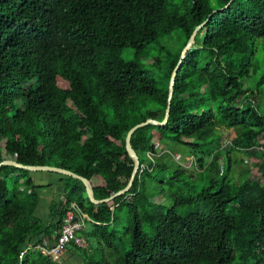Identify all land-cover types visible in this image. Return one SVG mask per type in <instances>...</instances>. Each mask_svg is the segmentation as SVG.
I'll list each match as a JSON object with an SVG mask.
<instances>
[{
	"label": "trees",
	"instance_id": "obj_1",
	"mask_svg": "<svg viewBox=\"0 0 264 264\" xmlns=\"http://www.w3.org/2000/svg\"><path fill=\"white\" fill-rule=\"evenodd\" d=\"M168 3L0 0V162L69 170L91 182L97 200L128 184L134 162L125 148L127 132L148 118H164L180 51L207 19L177 70L167 122L131 135L139 168L127 193L95 204L78 179L0 165V264H63L33 246L24 249L52 242L71 203L91 218L80 230L86 244L68 242L82 264H264V111L249 92L260 93L264 75L246 84L257 71L259 43L264 47V0H232L212 12L206 0H185L183 12L169 11ZM174 28L184 32V42L170 62L167 50L147 63L148 45ZM221 127L233 131L222 170L216 162ZM170 143L188 148L199 168L195 180L204 182L190 186L195 195L171 192L167 205L151 200L166 192H155L145 177L170 186L181 177L186 186L195 181L178 164L161 163ZM239 150L249 160L234 182L229 153ZM39 172L56 179L36 183ZM53 185L61 195L43 217L39 190ZM123 205L132 238L124 257L110 261L104 250L94 257L98 247L90 240L112 247L117 234L109 226ZM139 207L154 229L150 237Z\"/></svg>",
	"mask_w": 264,
	"mask_h": 264
},
{
	"label": "rangeland",
	"instance_id": "obj_2",
	"mask_svg": "<svg viewBox=\"0 0 264 264\" xmlns=\"http://www.w3.org/2000/svg\"><path fill=\"white\" fill-rule=\"evenodd\" d=\"M206 5L208 7H213L214 9H218L219 7V0H206ZM178 8L180 12H183L185 10V0H169L168 3V9L169 11H172V9ZM184 42V32L180 28H174L172 29L169 33H166L159 37L157 40L152 41L148 47L150 49V58L146 60L147 63H153L155 62V58L157 56H161V54L165 53V51L169 50L170 53L167 54L165 53L164 58L166 59V63L170 62L174 54L179 50V47L182 46ZM153 57V58H152ZM254 65L256 68V73L251 75L250 81L246 83L247 85L252 82L251 85H253L262 75H264V47L262 43H259L258 50L256 53V58ZM155 79L157 82H160L161 80V73L159 72L158 74L155 75ZM250 96L251 98L255 101V103L261 107V109L264 111V84L260 86V93H255L254 90H250ZM219 132L221 134V139L219 140V149L216 151L217 155V166L219 167L220 170H222L223 165H224V157H225V152L229 146V140L233 137L232 133L233 131L229 132L225 130L223 127L219 128ZM260 142H264V139H261ZM259 142V143H260ZM170 150H166L162 153V160L161 163H168L169 168H171L172 163L178 164L181 168H184L187 172L191 174V177L195 180L198 177V172L199 168L192 163L193 158L189 156V150L187 147H184L179 144L175 143H170L169 144ZM229 157L231 158L232 161V177L234 182H238L241 180V174L246 166L245 164L248 162L249 158L247 157L246 153L243 152L242 150L239 151H233L229 153ZM236 160V161H235ZM147 169V168H146ZM167 178L170 177V174L166 172ZM55 177L53 174H48V173H37L34 175V181L36 183H40L45 185L48 182H54ZM173 182L172 180V186H170L168 183L165 185H162L159 183V180H156L154 178H149L145 177V182L148 187H155V192L164 189L166 194L163 199L162 196H155L151 200L153 202H163L167 205H170L173 203V199L169 197V194L174 191H183L186 195H195L196 191L189 189L191 185L200 183L201 185L203 184V179L201 180L200 178L198 180H195L194 182H191L190 180L188 181V185H185V179L181 177V181H176ZM94 183H97L93 181ZM200 187H197L199 189ZM45 191H50L48 193H51V195L56 199L59 198L61 195V191L58 186H56L54 189L53 188H44L39 190V197L41 193H45ZM131 196H127V198H130ZM44 201H40L41 203H46L45 202V197L43 198ZM47 204V203H46ZM44 209L39 208L38 213L41 214L44 212L45 207L43 206ZM138 213L140 220H142V228L146 235L149 237L154 234V229L149 222L147 218V210L139 207L138 208ZM131 214L129 212V209L126 205L121 206L116 210V220L115 223L109 228H114L117 234V238L113 241L112 247H107L105 245H98L96 244L97 241L95 238H92L90 240L91 243H93V246L96 245L95 249L93 247V256L98 257L102 256L103 250L105 251V254L107 255L108 260L113 261L119 258L124 257L126 249L128 248L129 244L132 241L131 238V233L128 231H125L124 226L127 224V222L130 220ZM81 235L82 232H79ZM86 248L90 249L89 241H87V245L85 246ZM92 251V250H90ZM111 252V254H108V252ZM70 255L69 260L65 259V255ZM59 262L63 264H82V259L80 257V254L76 251V248L70 243H67L65 248L62 251L61 254V259Z\"/></svg>",
	"mask_w": 264,
	"mask_h": 264
},
{
	"label": "water",
	"instance_id": "obj_3",
	"mask_svg": "<svg viewBox=\"0 0 264 264\" xmlns=\"http://www.w3.org/2000/svg\"><path fill=\"white\" fill-rule=\"evenodd\" d=\"M232 0H229L223 7H220L218 9H212V11L214 10H222L223 8H225L226 6H228L230 4ZM209 15V14H208ZM207 19L203 20L201 23L197 24L193 30L191 31L186 43L183 45L181 51H180V56H179V59H178V62L176 64V66L174 67V69L172 70V73L170 75V79H169V85H168V104H167V107H166V110H165V114H164V118L159 121V120H156L154 118H148L146 121H143V122H139L137 124H135L134 126H132L128 132H127V135H126V138H125V148H126V151L128 153V156L133 160L134 162V167H133V171H132V174H131V177L128 181V184L126 185V187L120 191H118L117 193H115L114 195L106 198V199H103V200H97L95 198V195H94V190H93V186L91 184V182L82 177V176H79L77 175L76 173H73L69 170H65V169H61V168H56V167H49V166H45V165H24V164H21V163H17L16 161H13V160H4V161H1L0 162V165H4V164H7V165H12V166H15V167H18V168H22V169H26V170H29V171H50V172H55L57 174H62V175H65V176H69V177H72L74 179H78L80 181L83 182V184L85 185V188H86V193H87V196L89 197V199L95 203V204H102V203H105V202H108L110 200H113L114 198L116 197H119L125 193H127L131 186H132V182L134 180V177L138 171V168H139V160H138V157L136 155V152L134 151V149L132 148V145H131V142H130V139H131V135L132 133L139 127H143V126H146L148 124H156V125H164L166 122H167V119H168V116H169V106H170V99L172 97V94H173V86H174V81H175V77H176V74H177V70L178 68L180 67V64L185 56V52L186 50L192 45L193 43V40H194V36L198 30V28L204 24V22L206 21Z\"/></svg>",
	"mask_w": 264,
	"mask_h": 264
},
{
	"label": "built area",
	"instance_id": "obj_4",
	"mask_svg": "<svg viewBox=\"0 0 264 264\" xmlns=\"http://www.w3.org/2000/svg\"><path fill=\"white\" fill-rule=\"evenodd\" d=\"M70 206L71 209L66 212L60 227L52 234V242L49 244H47V241L41 243L38 242L33 245L28 243L24 251L33 246L37 248L41 254L59 261L61 259L62 251L68 242L74 241L77 245H85L86 240L79 232L84 225L85 218H91L88 217V214L82 212L75 203H71ZM22 254L23 251L19 255L20 258Z\"/></svg>",
	"mask_w": 264,
	"mask_h": 264
},
{
	"label": "crops",
	"instance_id": "obj_5",
	"mask_svg": "<svg viewBox=\"0 0 264 264\" xmlns=\"http://www.w3.org/2000/svg\"><path fill=\"white\" fill-rule=\"evenodd\" d=\"M57 185H53V186H51V187H49V188H55ZM48 192H50V191H45V193H41V195H40V199L38 200V204L40 205V207H41V209H44L43 208V206L45 207V210H44V212L43 213H41V214H43L44 216L43 217H45V215H47L48 214V211H47V209H48V205L51 203V201H52V199L54 198L52 195H51V193H48ZM39 196V195H38ZM45 197V202L47 203H41L40 201H44V198ZM55 199V198H54ZM69 258H70V255L68 254V255H65V259L66 260H69Z\"/></svg>",
	"mask_w": 264,
	"mask_h": 264
}]
</instances>
